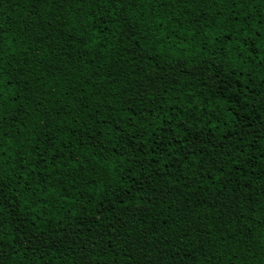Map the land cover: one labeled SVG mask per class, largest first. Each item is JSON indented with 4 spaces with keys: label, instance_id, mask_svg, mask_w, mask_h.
<instances>
[{
    "label": "trees",
    "instance_id": "1",
    "mask_svg": "<svg viewBox=\"0 0 264 264\" xmlns=\"http://www.w3.org/2000/svg\"><path fill=\"white\" fill-rule=\"evenodd\" d=\"M0 264H264V0H0Z\"/></svg>",
    "mask_w": 264,
    "mask_h": 264
}]
</instances>
